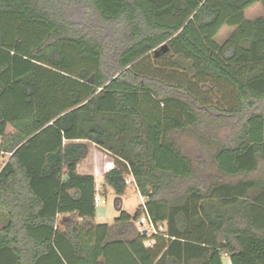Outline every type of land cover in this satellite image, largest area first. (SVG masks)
Segmentation results:
<instances>
[{
  "label": "trees",
  "instance_id": "1",
  "mask_svg": "<svg viewBox=\"0 0 264 264\" xmlns=\"http://www.w3.org/2000/svg\"><path fill=\"white\" fill-rule=\"evenodd\" d=\"M259 2L0 0V264H264V16L244 17ZM77 141L144 206L96 225ZM144 212L164 231L139 232Z\"/></svg>",
  "mask_w": 264,
  "mask_h": 264
},
{
  "label": "rangeland",
  "instance_id": "2",
  "mask_svg": "<svg viewBox=\"0 0 264 264\" xmlns=\"http://www.w3.org/2000/svg\"><path fill=\"white\" fill-rule=\"evenodd\" d=\"M244 16L246 17V19H248L250 21L254 20L256 18H259V17H263L264 16V8L262 7V5L255 4L251 8H249L245 11ZM232 31H233L232 28H223L220 31V33H219V35L215 41H217V43H219V45L222 44L229 37V35L231 34ZM179 82H182V80L179 79L176 81V83H179ZM177 141H178L179 147L185 153H187L190 156L192 161L195 160L196 156L201 157V158L206 157V154L204 153L202 148L198 145V143H196V141L191 139L189 136L179 134L177 136ZM103 159L106 160V162H105L106 165L109 162H112V157H110L107 154L104 155ZM5 161H6V155L1 156V154H0V168L3 166ZM206 161H208V160H206ZM208 166H211L209 161H208ZM211 172H212V170H211ZM211 172H209V173H211ZM251 177L264 179V162H260L258 172L256 174L252 175ZM128 179L129 178L127 177V180ZM101 182H102V180L100 179L99 183H101ZM102 199L105 201V203L101 204V206L97 207L98 220L110 224L113 222L115 217L119 216L117 211H116V208L114 206L115 196L112 193V191H109L106 196H102ZM121 201H122V211L128 212L132 215L134 214L135 210L139 206H141L139 194L136 192V189H135V186L133 185V183L128 184L127 189L125 191V194L123 195ZM4 223H5V218L0 214V226L3 225Z\"/></svg>",
  "mask_w": 264,
  "mask_h": 264
},
{
  "label": "crops",
  "instance_id": "3",
  "mask_svg": "<svg viewBox=\"0 0 264 264\" xmlns=\"http://www.w3.org/2000/svg\"><path fill=\"white\" fill-rule=\"evenodd\" d=\"M256 4L262 5V3H260V2L259 3H256ZM251 7H249V8H251ZM262 7H264V6L262 5ZM249 8H247V9H249ZM245 19H246V17H245ZM246 20H248V19H246ZM223 28H231V27H226L225 26V27H222L221 30ZM232 29H233V31L235 30V28H232ZM220 31L218 32V34L216 35V37H215L214 40H216V38L218 37ZM233 31L231 32V34L233 33ZM215 42L217 43V41H215ZM217 44L219 45V43H217ZM212 100L214 101V103L217 102L213 97H212ZM233 103H234V99L231 96L226 95L224 97L223 104L230 105V104H233ZM77 142L84 143L86 145V147H87V154H86V156L84 158H82L78 162V164H77V168H76L77 169V174L79 176H92L94 178V181H95V191H96V194H99L101 197L102 196H106L107 193L109 191H111V189L109 187L103 186V175H104V172L106 171L107 167L109 165H111L112 162H109L106 165V163H105L106 160L103 159L104 155H106V154L103 151H101L100 149H98L93 143L88 142V141H77ZM0 154H1V156H5L2 153H0ZM7 158H8V156L6 155V160H7ZM100 179L102 180L101 183H99V180ZM122 197H120V200L118 201V205L116 206V207H119L120 208L119 211L116 210L117 213H118V215H119L120 212H125V211H122V201H121ZM139 197H140V205L142 206V205H144V199L140 195H139ZM115 202H116V196H115L114 203ZM125 213L128 214L129 216H132V214H130L128 212H125ZM117 218H118V216L115 217L114 220L117 219ZM114 220H113V222H114ZM94 221H95V224L96 225H108V226H110V225L113 224V222L109 224V223H105L103 221H99L98 220V211H97V208H96V214H95V220ZM222 264H231V262L228 259V257L225 256V257L222 258Z\"/></svg>",
  "mask_w": 264,
  "mask_h": 264
},
{
  "label": "built area",
  "instance_id": "4",
  "mask_svg": "<svg viewBox=\"0 0 264 264\" xmlns=\"http://www.w3.org/2000/svg\"><path fill=\"white\" fill-rule=\"evenodd\" d=\"M133 180L131 178H129L127 180V183H132ZM105 201L102 199V197L99 194H96L94 197V204L95 207H99L101 206V204H104ZM144 205H142L143 207ZM135 226L138 228L139 232H145V234H147V236H151V235H158L159 233L164 231V226L162 224H157L155 225L151 219L149 218V216L144 212L140 218L134 222ZM154 245V240L152 239H148L145 241L144 246L147 248H150Z\"/></svg>",
  "mask_w": 264,
  "mask_h": 264
},
{
  "label": "water",
  "instance_id": "5",
  "mask_svg": "<svg viewBox=\"0 0 264 264\" xmlns=\"http://www.w3.org/2000/svg\"><path fill=\"white\" fill-rule=\"evenodd\" d=\"M160 49H161V52L164 53V52H166V50H167V46H166V45H162V46L160 47ZM155 56H157V51H155ZM92 81H93V76L88 80V83H89V84H92ZM116 199L120 200V198H116ZM114 206H115V208H116L117 211L120 210L119 207H116L115 203H114ZM143 234H145V232H143Z\"/></svg>",
  "mask_w": 264,
  "mask_h": 264
}]
</instances>
